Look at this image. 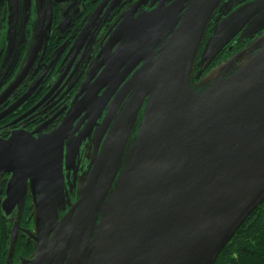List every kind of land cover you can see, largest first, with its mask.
I'll return each instance as SVG.
<instances>
[{"label":"water","instance_id":"1","mask_svg":"<svg viewBox=\"0 0 264 264\" xmlns=\"http://www.w3.org/2000/svg\"><path fill=\"white\" fill-rule=\"evenodd\" d=\"M52 1L38 0L35 46L45 43ZM221 1L153 0L127 10L67 121L47 136L0 139V173L14 175L9 200L19 181L43 189L27 264H215L264 202V35L200 78L246 25L264 28V0L214 27L195 74ZM119 96L130 99L114 120ZM82 114L96 145L73 202L63 160L73 162L81 147L70 142L83 132L75 126Z\"/></svg>","mask_w":264,"mask_h":264},{"label":"flooded vegetation","instance_id":"2","mask_svg":"<svg viewBox=\"0 0 264 264\" xmlns=\"http://www.w3.org/2000/svg\"><path fill=\"white\" fill-rule=\"evenodd\" d=\"M254 1L257 0L221 1L196 59L195 74L200 70L202 53L214 27L233 11ZM17 2V5L12 0L0 3V139L3 140L17 134L47 136L60 128L70 117L93 68L104 62L102 52L114 30L123 23V14L134 8L143 11L153 0H53L51 26L41 46H35L40 29L38 0ZM100 6V13L94 15ZM263 35L264 28L246 25L216 55L200 78L251 49ZM240 64L238 60L236 65ZM198 81L195 79L194 83ZM129 99L117 97L114 120ZM103 105L94 106L95 114ZM85 117L82 114L75 125L82 134L73 135L70 142L80 139L81 147L74 161L69 162L66 157L63 160L65 190L73 202L86 184L96 145L91 133L93 125L90 122L86 127ZM73 131L74 126L71 130L74 134ZM13 176L0 173V264H27L37 245L35 204L43 189L39 187L36 191L31 179L27 183L19 181L15 199L11 201L8 193Z\"/></svg>","mask_w":264,"mask_h":264},{"label":"trees","instance_id":"3","mask_svg":"<svg viewBox=\"0 0 264 264\" xmlns=\"http://www.w3.org/2000/svg\"><path fill=\"white\" fill-rule=\"evenodd\" d=\"M215 264H264V202L237 231Z\"/></svg>","mask_w":264,"mask_h":264}]
</instances>
